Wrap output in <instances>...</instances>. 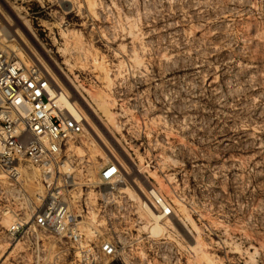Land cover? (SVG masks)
Here are the masks:
<instances>
[{
    "label": "rangeland",
    "instance_id": "1",
    "mask_svg": "<svg viewBox=\"0 0 264 264\" xmlns=\"http://www.w3.org/2000/svg\"><path fill=\"white\" fill-rule=\"evenodd\" d=\"M0 40L82 110L63 199L86 242L115 243L110 264H264V0H0ZM151 188L171 207L158 235ZM9 223L0 264H69V241H11Z\"/></svg>",
    "mask_w": 264,
    "mask_h": 264
},
{
    "label": "built area",
    "instance_id": "2",
    "mask_svg": "<svg viewBox=\"0 0 264 264\" xmlns=\"http://www.w3.org/2000/svg\"><path fill=\"white\" fill-rule=\"evenodd\" d=\"M84 124L70 94L41 65L24 61L0 40V212L10 216L7 238L19 239L32 226L69 241L74 253L69 264H110L116 258L115 243L86 242L63 199L70 143L82 135ZM29 171L36 173L40 190L33 200L24 187ZM118 175V166L109 162L99 179L112 184ZM11 192L27 202L24 213L15 210ZM148 200L162 218L171 215L169 203L155 189H149Z\"/></svg>",
    "mask_w": 264,
    "mask_h": 264
},
{
    "label": "bare ground",
    "instance_id": "3",
    "mask_svg": "<svg viewBox=\"0 0 264 264\" xmlns=\"http://www.w3.org/2000/svg\"><path fill=\"white\" fill-rule=\"evenodd\" d=\"M13 47V46H12ZM14 48V47H13ZM22 50V49H21ZM19 50V48H14V51L17 53V55L19 57H21L24 61H28V55L27 53H24L23 51ZM35 59V58H34ZM31 60V59H30ZM37 60V59H36ZM38 61V60H37ZM45 62V61H44ZM44 70L46 71V73L49 74L48 70L46 68H44ZM84 116V115H83ZM85 119V118H84ZM67 173H69V171L71 170V167L68 166L67 167ZM39 189V188H38ZM40 191V190H39ZM37 197V193L35 192V196ZM145 208H146V214H147V218L149 221H151V226L149 228V231L152 235H158L162 230H161V225H160V219L162 218V216L159 213H155L153 212L148 206H146V204H144Z\"/></svg>",
    "mask_w": 264,
    "mask_h": 264
}]
</instances>
